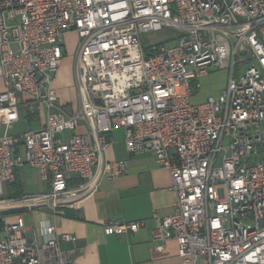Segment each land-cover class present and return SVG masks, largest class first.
Segmentation results:
<instances>
[{
  "label": "built area",
  "instance_id": "2783aa9c",
  "mask_svg": "<svg viewBox=\"0 0 264 264\" xmlns=\"http://www.w3.org/2000/svg\"><path fill=\"white\" fill-rule=\"evenodd\" d=\"M163 28L173 43L145 47L142 34ZM70 32L79 102L66 110L53 78ZM216 66L225 87L192 101ZM0 77V264H77L59 246L73 234L47 222L30 239L23 215L77 206L124 174L125 161L104 158L115 129L170 174L175 200L151 216L153 250L173 239L181 264H264V0H0ZM32 116L37 128L10 131ZM25 165L46 189L8 196Z\"/></svg>",
  "mask_w": 264,
  "mask_h": 264
},
{
  "label": "crops",
  "instance_id": "0c3cea01",
  "mask_svg": "<svg viewBox=\"0 0 264 264\" xmlns=\"http://www.w3.org/2000/svg\"><path fill=\"white\" fill-rule=\"evenodd\" d=\"M209 69L195 81L197 85L193 93L200 95L212 83ZM225 85H210L212 89L207 95L195 100L209 95L218 96ZM4 90L5 85L0 77V92ZM24 119L28 124L25 129L37 128L41 122L33 116ZM32 123L37 125L31 126ZM117 130L121 129L110 133L112 141L106 148L104 158L125 161V173L115 178L104 175L97 189L77 206L59 208L56 212L39 208L26 214L29 215L30 224H25V233L30 239H42L43 227L50 222L58 232L73 234L76 237L75 243L60 242L59 246L77 264H181L173 239L167 240L161 251L153 250L151 242V229L154 225L152 214L166 215L172 211L175 193L170 186V174L155 162L151 153H129L123 136L113 137V132ZM17 172L21 180V167ZM109 218L121 221L141 218L149 220L134 232L106 235L102 226Z\"/></svg>",
  "mask_w": 264,
  "mask_h": 264
},
{
  "label": "rangeland",
  "instance_id": "374dc122",
  "mask_svg": "<svg viewBox=\"0 0 264 264\" xmlns=\"http://www.w3.org/2000/svg\"><path fill=\"white\" fill-rule=\"evenodd\" d=\"M176 30L173 28H163L159 31H149L142 34V41L145 46L153 43H164L165 45H170L173 40L168 39L169 36L175 37ZM77 36L74 33L65 34V42L63 47V56L61 58L60 65L54 73V86L57 89L60 103L64 104L66 110L75 108L79 102L78 93L76 89V83L73 72L74 63V50L76 46ZM211 76V84L215 86L216 84H226L228 78V70L225 67H211L208 71ZM210 85H207L205 89L199 94L195 92L191 95L192 101L199 96H206L208 91L212 89ZM205 99V98H204ZM36 121V120H35ZM37 125L32 123L31 126ZM28 127L26 120L22 117L18 122L12 125V132L21 131ZM2 128L0 127V132ZM70 131H66L67 135ZM123 136L121 130L113 132L114 138H120ZM21 180L23 183L24 193H38L46 189L45 182L41 181L38 175V171L34 168L25 165L21 167ZM8 191V189H7ZM24 222L27 225L30 224L29 215H24ZM197 264H204V260L201 258L198 260Z\"/></svg>",
  "mask_w": 264,
  "mask_h": 264
},
{
  "label": "trees",
  "instance_id": "16d2710c",
  "mask_svg": "<svg viewBox=\"0 0 264 264\" xmlns=\"http://www.w3.org/2000/svg\"><path fill=\"white\" fill-rule=\"evenodd\" d=\"M145 46V45H144ZM146 47V46H145ZM18 169L15 170V178L14 180L8 184L7 186V195L8 196H21L24 194L23 184L21 180L18 178Z\"/></svg>",
  "mask_w": 264,
  "mask_h": 264
}]
</instances>
